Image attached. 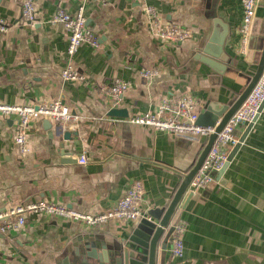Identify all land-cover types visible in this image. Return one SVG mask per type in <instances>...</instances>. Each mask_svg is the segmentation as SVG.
Segmentation results:
<instances>
[{"label": "crops", "instance_id": "crops-1", "mask_svg": "<svg viewBox=\"0 0 264 264\" xmlns=\"http://www.w3.org/2000/svg\"><path fill=\"white\" fill-rule=\"evenodd\" d=\"M21 1L0 0V17L14 24L0 31V102L60 100L72 118L31 120L28 151L19 156L15 122L0 114V212L40 200L80 212L102 211L115 204L130 182L141 179L144 217L156 222L149 210L165 213L206 139L175 136L128 118L153 110L169 95L193 96L198 112L208 102L230 104L244 88L239 73L250 75L256 68L264 34L262 0L251 29L255 41L249 38L245 54L239 52L237 29L241 0L217 1V16L228 26L223 48L231 68L221 73L200 60V48L213 29L206 16L212 0H34L39 20L33 24L22 22ZM80 4L97 46L84 42L68 57L66 29L48 19L57 8L72 13ZM147 5L162 23L185 29L187 38L170 44L154 36ZM68 64L85 78L62 79ZM144 68L157 75L145 80L140 76ZM115 78L130 83L113 107L124 114H110L102 93ZM248 125L238 127L243 137L219 182L191 196L185 189L157 242L156 264H264V105L245 131ZM81 154L87 157L84 164L78 161ZM178 214L186 229L183 255L175 257L167 233ZM139 221L91 229L30 211L23 225L0 236V264H100L94 255L112 260V251L127 243Z\"/></svg>", "mask_w": 264, "mask_h": 264}, {"label": "built area", "instance_id": "built-area-1", "mask_svg": "<svg viewBox=\"0 0 264 264\" xmlns=\"http://www.w3.org/2000/svg\"><path fill=\"white\" fill-rule=\"evenodd\" d=\"M259 0H241V21L237 26L240 33V50L245 54L251 29L256 16ZM149 16L148 29L159 40L176 44L187 38L185 29L174 23H162L156 15L153 6L144 7ZM22 22L33 24L39 19L35 13L34 0H22L20 7ZM51 24L60 23L68 33L66 54L72 57L78 47L88 42L97 46V36L87 25L84 15L83 4L70 13L63 8H57L48 19ZM11 22L0 17V31L9 30L13 26ZM157 75V71L149 68L140 70V76L145 80H151ZM64 80L84 79L81 71L75 70L68 64L61 70ZM129 81L115 78L102 93L108 107L113 108L118 104L129 88ZM264 99V67L263 70L236 111L229 117L223 128L216 134L205 158L192 177L188 191L192 195L198 188H204L208 184L219 182V171L228 161L231 150L240 143L238 127L252 123L258 115V108ZM0 114L12 118L15 122L13 136L17 154L23 156L27 153L28 125L31 120L39 117L49 118L55 122H65L72 118L69 106L60 100L43 101L36 104H14L0 102ZM198 116L197 102L193 96L177 97L165 96L153 109L143 111L129 117L134 124L145 125L157 131H167L175 136L190 138L195 141L205 140L214 131L213 126H200L195 124ZM204 145V143H203ZM80 164L87 162V157L81 154L78 157ZM145 192L141 179H135L129 183L122 196L110 208L91 213L80 212L70 206L57 204L49 201L24 202L0 212V236L8 234L26 221V215L30 211L45 212L51 216H60L69 221L84 223L88 228H100L110 222L126 223L136 222L145 215L146 204ZM186 229V223L178 220L168 230L170 237V252L175 257L183 255L184 243L182 234Z\"/></svg>", "mask_w": 264, "mask_h": 264}, {"label": "water", "instance_id": "water-1", "mask_svg": "<svg viewBox=\"0 0 264 264\" xmlns=\"http://www.w3.org/2000/svg\"><path fill=\"white\" fill-rule=\"evenodd\" d=\"M218 0H212L209 5V9L206 12V16L213 21V29L212 32L205 42L204 46L200 48L201 55L200 60L210 67H212L217 72H224L225 70H231L229 64V56L224 51L223 45L228 35V26L223 23L222 20L217 16L216 13V5ZM260 1V0H259ZM264 5V0L260 1ZM255 41V37L252 36L250 38V42L253 43ZM206 54V55H204ZM264 67V34H263V42L260 50L259 57L256 62V68L253 74L247 75L243 73H239L244 79L245 84L243 90L233 99L230 104H220L218 102L212 101L206 103L203 108L198 112L197 119L195 124L200 126H213L214 131L207 137L206 142L203 145L201 152L199 153L195 163L190 168V170L186 173L183 180L181 181L180 186L178 187L173 199L170 201L166 211L162 214L163 209L157 208L149 210V217H152L156 220L153 222L147 218H142L137 223L136 227L132 231V234L127 240V243L119 246L117 249L112 251V260L108 261V258L105 256H98V261L100 264H156V248L157 242L164 232V228L169 225V220L171 219V215L178 205L180 198L182 197L185 189L188 187L192 177L196 173L197 169L201 165L203 159L205 158L216 134L223 128L229 117L236 111V109L240 106L242 101L246 98L256 81L258 80L262 70ZM264 105V99L260 103L258 108V113L262 109ZM110 114H124L125 110H120L116 108H112L109 111ZM252 123H250L246 130L249 129ZM69 132L65 133V137H67ZM241 136L240 140L242 139ZM239 144L236 145L230 152L228 161L224 164V166L219 171V174L223 172L225 167L227 166L229 160L232 158ZM189 196L191 194L189 193ZM162 214V215H161ZM179 214L176 215L172 224H175L179 220ZM81 264H88L86 260H83Z\"/></svg>", "mask_w": 264, "mask_h": 264}, {"label": "rangeland", "instance_id": "rangeland-1", "mask_svg": "<svg viewBox=\"0 0 264 264\" xmlns=\"http://www.w3.org/2000/svg\"><path fill=\"white\" fill-rule=\"evenodd\" d=\"M261 47H262V45H261ZM261 47H260V50H261ZM198 109V108H197ZM241 138V137H240ZM207 140V139H206ZM241 141V140H240ZM206 142V141H205ZM188 186H189V184H188ZM190 193V192H189Z\"/></svg>", "mask_w": 264, "mask_h": 264}]
</instances>
